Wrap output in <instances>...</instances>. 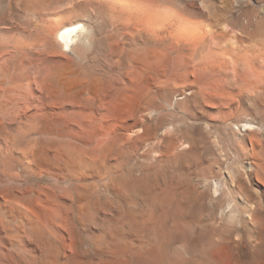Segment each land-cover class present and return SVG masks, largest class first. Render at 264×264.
Masks as SVG:
<instances>
[{
  "label": "bare ground",
  "instance_id": "bare-ground-1",
  "mask_svg": "<svg viewBox=\"0 0 264 264\" xmlns=\"http://www.w3.org/2000/svg\"><path fill=\"white\" fill-rule=\"evenodd\" d=\"M102 3L65 12L84 14L96 33L82 22L57 32L42 17L52 4L19 13L0 1V264H200L201 253V264H216L214 208L202 235L198 207H186L199 194L193 160L190 172L167 178L186 154L176 133L188 137L174 110L216 89L198 69L201 42L182 36L195 22L165 0ZM256 25L264 40V14ZM245 67L239 77L263 118L246 112L239 148L264 193V65ZM242 186L234 174L229 194L239 193L243 209L231 201L218 213L235 264L243 237L264 250V219L247 216ZM236 230L243 235L233 240Z\"/></svg>",
  "mask_w": 264,
  "mask_h": 264
},
{
  "label": "rangeland",
  "instance_id": "rangeland-1",
  "mask_svg": "<svg viewBox=\"0 0 264 264\" xmlns=\"http://www.w3.org/2000/svg\"><path fill=\"white\" fill-rule=\"evenodd\" d=\"M0 1L6 3L5 11L10 12V4L13 3V10L19 13L25 11L27 4L36 2L52 4L53 7L58 6V10H56L57 8L53 9L52 14L51 10L45 11L49 13L44 12L42 17L50 21L54 19L56 23L54 27L56 30L58 28L57 32L79 22L91 25L96 33L98 32L97 25L84 14L78 18L69 14L65 15V12L70 10L69 8L83 11L84 4L83 6L81 4L89 0ZM92 1L98 3L103 1L102 4L113 2V0H109L110 2L107 0ZM165 3L168 9H170L168 6H176L177 10L185 16H183L184 18L187 17L186 19L189 18L195 22V29L191 27L193 25L190 28L187 24L183 30L181 29L182 36L184 39L197 38L199 43L201 42L197 61L199 72L213 85L215 82L214 87L217 89L208 90L210 95L203 92L196 101H190V103L183 99L180 101L183 104L174 110L173 120L172 118L169 120L182 128L181 130L187 131L188 137H184L181 131L176 133L175 138L177 136L176 142L179 145L177 147L186 154L181 162L168 165L167 178L174 180L181 172L188 173L193 168L196 169L197 175L192 176L191 183L197 187L199 194L196 201H190L186 207H198L194 221L202 235L206 231L207 219L209 218L207 207L214 208L215 240L218 243L215 241L216 249H214L213 259L216 257L214 259L216 261L213 260V262L216 264H230L231 262V264H235L232 255L230 256L231 251H224L226 242H224V237L220 231L230 226L218 216L219 211L231 201L235 203L237 208L243 209V201L239 193L233 197L229 194L231 178L234 174H237L238 177L241 175L242 190L251 195V200L245 208L247 209V216L252 217L253 214H258L260 218L264 219V193L255 180L256 169L251 165L249 157L244 156L239 148V146L245 147L246 143L243 140L247 137V133L242 131V127L239 126V121L248 117L253 118L255 115H258L259 118L263 117L254 109L253 103H251L254 94L248 93L246 84L240 79L238 73L246 68V62H251L257 70L261 65H264V59H262L264 40L262 39L261 28L258 30V25H256L263 18L264 0H165ZM8 4L10 6L7 8ZM78 5L81 6L78 7ZM54 11L55 13L58 11V14H55ZM62 13L64 14L62 15ZM249 22L251 24H248ZM176 92L178 91L176 90L175 94ZM203 95L207 98H203ZM179 97L177 96L174 100L179 99ZM248 111H251V114L248 113L247 115L246 112ZM244 115L248 117H244ZM256 117L254 118L255 121L259 120ZM260 139L264 150V134ZM183 148L185 149L183 150ZM192 160L193 168L190 165ZM135 172L138 173V168L135 169ZM216 187L219 192L214 194L213 190L215 191L214 188ZM142 206L139 203L136 207ZM255 225L250 223V227H256ZM237 235L240 237L243 235L241 230L234 231L233 240H237ZM241 243L246 248V255L241 258L242 260L240 259L239 264H264V250L260 245L258 246L257 240L243 237ZM203 245L201 242V249ZM200 262H204L203 253L200 254Z\"/></svg>",
  "mask_w": 264,
  "mask_h": 264
}]
</instances>
